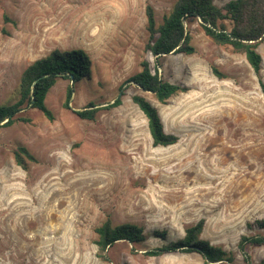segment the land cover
<instances>
[{"label":"rangeland","instance_id":"374dc122","mask_svg":"<svg viewBox=\"0 0 264 264\" xmlns=\"http://www.w3.org/2000/svg\"><path fill=\"white\" fill-rule=\"evenodd\" d=\"M176 1L0 0V105L19 99L23 71L55 49L81 48L92 60L71 108L72 81L59 78L46 98L53 120L29 108L31 122L0 126V264H204L197 252L145 253L201 218L202 237L233 251L232 264H247L241 236L264 235L255 223L264 219V41L262 83L244 54L215 44L195 21L187 25L195 52L165 55L160 68L187 91L161 103L127 83L121 105L95 120L75 113L113 102L143 60L154 66L146 7L160 24ZM135 94L157 107L175 144H153ZM20 146L36 157L27 170L15 160ZM107 219L142 226L146 240H120L100 258L95 229ZM247 250L264 259V244Z\"/></svg>","mask_w":264,"mask_h":264},{"label":"trees","instance_id":"16d2710c","mask_svg":"<svg viewBox=\"0 0 264 264\" xmlns=\"http://www.w3.org/2000/svg\"><path fill=\"white\" fill-rule=\"evenodd\" d=\"M146 14L149 32L147 50L154 56V66L149 60H143L141 70L121 84L120 93L113 102L105 106L90 102L88 106L75 110L80 118L95 120L101 109H111L121 105L125 93L124 86L127 83H135L142 90L153 93L161 103H166L172 96L187 91V86L165 79L160 73V68L162 57L165 55L195 52L192 35L187 26L195 21L199 22L202 31L215 44L231 47L234 53L244 54L260 82L263 83L261 77L263 58L258 48L264 41V0H228L222 6L215 0H177L160 24L156 22L155 10L151 4L147 5ZM91 67L90 55L81 48L55 49L47 56L36 59L21 75L19 99L13 103L0 105V126L7 127L17 122H31V117L27 115L29 108H37L49 120H53L54 114L46 104L50 89L59 78H69L72 83L68 86L64 106L71 108L70 101L75 92V84L91 75ZM214 72L223 76L217 68H214ZM132 99L147 117L155 146H168L178 141V135L166 131L159 110L144 95L135 94ZM26 158L36 161L35 155L27 147L20 146L15 153V160L18 165L27 170ZM205 222V218H201L186 228L182 238L168 241L145 253L160 256L177 251L197 252L203 257L204 264L234 263L233 251L226 250L202 237ZM255 223L260 228H264V219H257ZM95 231L97 254L102 259H106L108 248L120 240L141 243L147 238L142 226L131 222L114 225L111 219L104 221L96 227ZM154 234L165 238L167 231L155 230ZM249 244L263 245L264 235H242L238 242V248L247 264H264V259L260 263L253 260L247 250Z\"/></svg>","mask_w":264,"mask_h":264},{"label":"water","instance_id":"95a60500","mask_svg":"<svg viewBox=\"0 0 264 264\" xmlns=\"http://www.w3.org/2000/svg\"><path fill=\"white\" fill-rule=\"evenodd\" d=\"M77 110H79V109H77Z\"/></svg>","mask_w":264,"mask_h":264},{"label":"bare ground","instance_id":"6f19581e","mask_svg":"<svg viewBox=\"0 0 264 264\" xmlns=\"http://www.w3.org/2000/svg\"><path fill=\"white\" fill-rule=\"evenodd\" d=\"M163 118V117H162Z\"/></svg>","mask_w":264,"mask_h":264}]
</instances>
